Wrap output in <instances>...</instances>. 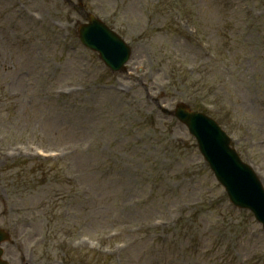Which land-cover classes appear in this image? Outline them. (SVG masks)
Masks as SVG:
<instances>
[{
    "label": "rangeland",
    "instance_id": "obj_1",
    "mask_svg": "<svg viewBox=\"0 0 264 264\" xmlns=\"http://www.w3.org/2000/svg\"><path fill=\"white\" fill-rule=\"evenodd\" d=\"M104 1L85 4L105 13L108 3L119 23L132 17L129 35L141 39L130 67L147 59L149 78L132 88L70 40L65 20L78 17L71 0H0V87L10 103L0 104V115L13 113L0 118V152L17 156L10 145L27 138L58 153L45 166L31 161L32 177L18 187L12 175L20 162L0 161V225L12 231L6 255L13 264H264V234L251 213L229 205L186 128L151 97L152 79L168 72L149 74L152 57L166 70L167 58L192 64L182 73L187 82L160 103L197 96L202 86L227 128H242V117L264 127V0ZM172 11L195 18L216 58L171 25ZM68 83L83 90L46 95ZM3 126L17 137L1 139ZM241 147L264 170V150ZM74 242L80 250L70 248ZM95 245L100 251L89 252Z\"/></svg>",
    "mask_w": 264,
    "mask_h": 264
}]
</instances>
